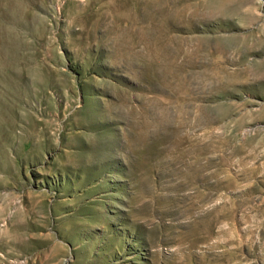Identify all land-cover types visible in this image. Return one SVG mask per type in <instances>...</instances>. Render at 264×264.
Segmentation results:
<instances>
[{"label":"rangeland","instance_id":"obj_1","mask_svg":"<svg viewBox=\"0 0 264 264\" xmlns=\"http://www.w3.org/2000/svg\"><path fill=\"white\" fill-rule=\"evenodd\" d=\"M0 264H264V0H0Z\"/></svg>","mask_w":264,"mask_h":264}]
</instances>
